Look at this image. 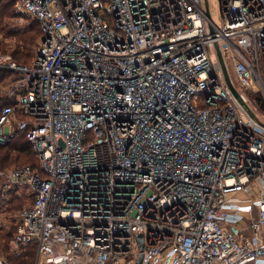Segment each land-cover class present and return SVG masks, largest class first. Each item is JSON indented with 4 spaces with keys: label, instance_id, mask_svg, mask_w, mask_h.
I'll list each match as a JSON object with an SVG mask.
<instances>
[{
    "label": "built area",
    "instance_id": "built-area-1",
    "mask_svg": "<svg viewBox=\"0 0 264 264\" xmlns=\"http://www.w3.org/2000/svg\"><path fill=\"white\" fill-rule=\"evenodd\" d=\"M217 1L220 23L210 0H16L42 31L32 64L0 53L16 75L0 145L25 133L39 159L0 171L2 198L33 197L17 255L264 264V126L246 107L264 124V0Z\"/></svg>",
    "mask_w": 264,
    "mask_h": 264
},
{
    "label": "trees",
    "instance_id": "trees-1",
    "mask_svg": "<svg viewBox=\"0 0 264 264\" xmlns=\"http://www.w3.org/2000/svg\"><path fill=\"white\" fill-rule=\"evenodd\" d=\"M16 0H0V37L14 38L15 42L8 43L0 39V51L10 54L12 60L18 64L30 65L36 57V51L40 44L42 31L40 23L29 17H25L26 22L23 26L16 25L13 20L15 13ZM15 74L6 70H0V81H9ZM260 108L264 111V99L261 94L255 96ZM7 98L0 94V116L2 106L8 104ZM26 164L34 170L39 167V159L33 150V147L25 133H17L15 138L7 145H0V171L10 167ZM12 203L17 198H12ZM24 201L17 200L8 206L5 212L9 213L8 219H11L9 230L4 231L0 228V253L7 255L11 264H33L35 252L33 247H28L21 255L11 253L10 242L16 233V214L23 207Z\"/></svg>",
    "mask_w": 264,
    "mask_h": 264
},
{
    "label": "rangeland",
    "instance_id": "rangeland-1",
    "mask_svg": "<svg viewBox=\"0 0 264 264\" xmlns=\"http://www.w3.org/2000/svg\"><path fill=\"white\" fill-rule=\"evenodd\" d=\"M210 7H211L212 17H213L214 21L216 23H220L221 17L219 15V13H220L219 2L217 0H210ZM14 10H15V13H16L17 16H16L15 20H13V23L16 24V25L23 26L25 24V22H26V20H25L26 18L25 17H28V16H25V15L21 14L20 11L18 10V8L16 7V4H15V9ZM23 16H25V17H23ZM3 36L4 35H1L0 39H4L8 43H10V42L14 43L15 42L14 38L10 39V38H5ZM2 52L3 51H0V53H2ZM3 54H5V53H3ZM5 55H8V56L11 57L10 54H5ZM11 59H12V57H11ZM15 78H16V75H15L14 78L10 79L8 82L7 81H0V90H9V88L12 85L13 80ZM255 96H253V97L255 98ZM251 100H253V99L251 98ZM22 166H26V164L10 167L9 169H4V170H13L15 168L22 167ZM0 186H1V180H0ZM14 197L17 198V200L20 199V201H24L23 207L15 215L16 219H17L16 223H15V226L18 223V217H19L20 211L24 207L30 205L33 202V197L30 196L26 190H20L19 194H17V192H14L12 197H11V199H9V201H7L6 199H4V198H2L0 196V228H2L4 231L9 230V228L11 226V223H12L11 219H8L9 213L5 212V210L8 208V206L12 205L13 203H15L17 201V200H15L12 203V200H13L12 198H14ZM13 240H14V238L10 242V251H11V253H15V249L13 248ZM25 250H24V252H25ZM0 255L6 257L8 259L7 255L2 254V253H0Z\"/></svg>",
    "mask_w": 264,
    "mask_h": 264
},
{
    "label": "water",
    "instance_id": "water-1",
    "mask_svg": "<svg viewBox=\"0 0 264 264\" xmlns=\"http://www.w3.org/2000/svg\"><path fill=\"white\" fill-rule=\"evenodd\" d=\"M208 6H209V5H208V0H206V7L208 8ZM218 56H219L220 62H221V64H222V68H223V71H224V75H225L226 81H227V83H228L230 89L232 90V92H233L237 97H239V93L237 92V90H236V89L234 88V86L232 85V82H231V79H230V75H229V73H228V71H227V69H226V66H225V64H224V59H223V57H222V53L219 51V49H218ZM246 107L248 108V111H249L251 117L254 118V119H256V120H257L262 126H264V124L258 120V118L256 117V114H255L254 112H252V110H250V108H249L248 106H246ZM60 142H61V145L64 146V145H63V141H60ZM138 240H139V242H140V249L143 250V247H144V243H143V235H139V236H138ZM142 259H143V257L140 256L139 259H138V261L136 262V264H141V263H142Z\"/></svg>",
    "mask_w": 264,
    "mask_h": 264
}]
</instances>
